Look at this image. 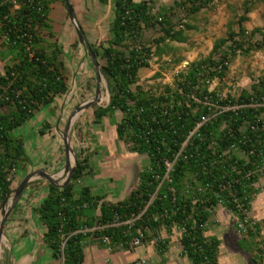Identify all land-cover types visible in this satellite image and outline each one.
<instances>
[{
  "label": "trees",
  "instance_id": "obj_1",
  "mask_svg": "<svg viewBox=\"0 0 264 264\" xmlns=\"http://www.w3.org/2000/svg\"><path fill=\"white\" fill-rule=\"evenodd\" d=\"M214 1L176 0L155 15L150 1L98 0L103 6L111 5L109 39L89 43V47L99 63L109 101L105 106L95 105L92 123L100 125L103 119L119 115L114 123L117 140L129 151L145 155L147 164L136 187L116 204L92 196L88 187L75 190L78 181L91 171L89 162L95 153H81L63 189L47 185V196L34 213L46 229L44 243L62 264H82L86 239L100 243L98 238L107 235L113 242H121L134 236L137 229L143 233V243L155 239L161 248V230L168 236L176 230L181 255L191 264H220V240L206 236L218 206L236 217V229L244 226L241 234L254 246L252 264L263 263L264 248L256 238L264 220L257 222L248 214L258 193L255 184L264 178V79L237 99H223L209 90L210 82L225 77L237 51L249 54L263 49L264 41L254 40L256 34L263 37L262 29L248 31L245 27L258 0H245L235 23L238 31L230 25L226 37L214 43L208 57L189 63L172 84L152 90L139 83L141 69L149 68L153 58L172 56L171 42L184 41L183 32L169 20L171 12L179 8L187 17H194ZM56 2L0 0V205L11 193L17 172L31 162L25 151L26 137L18 130L68 91L62 46L49 17ZM156 25L159 35L150 42L144 40V32ZM180 63L173 59L174 66ZM47 128L43 122L39 135ZM86 208L99 209V217L87 218ZM114 215L122 221L139 218L130 231L120 225L84 232L111 222ZM244 243L248 244L239 241L246 251Z\"/></svg>",
  "mask_w": 264,
  "mask_h": 264
},
{
  "label": "rangeland",
  "instance_id": "obj_2",
  "mask_svg": "<svg viewBox=\"0 0 264 264\" xmlns=\"http://www.w3.org/2000/svg\"><path fill=\"white\" fill-rule=\"evenodd\" d=\"M134 1L139 2L142 0ZM144 1L152 2L154 8L152 12L157 15L160 8H169L176 0ZM244 1L215 0L208 9L203 10L194 17H187L186 12L179 8L171 12L169 20L176 27V30L183 32L184 41L180 43L171 42L170 45L174 49L172 56L166 55L160 60L153 58L150 61L149 68L141 69L139 71L140 85L146 89L155 90L160 85L172 84L175 76L185 70L189 63L207 58L214 43L226 37L230 25L235 32L238 31L235 23L243 13ZM69 2L74 10L76 21L84 32L83 34L88 43L106 42L109 39V23L112 19L111 5L103 6L98 0H69ZM248 16L249 22L245 24V27L248 31L254 28L262 29L263 37L256 34L254 40L264 41V0H258L257 5ZM50 21L53 31L62 46V58L67 69L68 91L64 96L57 98L55 103L48 109L38 112L25 128L18 130V134L26 137L25 151L27 153L31 152L32 156L35 153L41 163L43 161L49 162V173L58 175L63 172L65 167L62 134L74 109L93 99L95 71L87 47L78 42L75 27L69 21L66 13L64 0H58L52 6ZM185 25H188L190 29H187ZM158 35V25L154 29L146 30L143 34L144 40L149 42ZM173 59H180V65L174 66ZM2 71L3 63L0 62V74ZM157 73H159V77H155ZM261 79H264V47L262 50L252 51L249 54L237 51L235 57L230 60L225 77L222 80L216 78L210 82L209 90L216 91L223 99L228 96L237 99L243 91H250L251 86ZM102 86L101 102L96 106H105L109 101L105 82ZM203 105H207V103H203ZM94 109L95 105L85 109L71 120L69 140L77 160L81 153H85L87 149L96 144L102 170L103 167H106V171L112 161L115 164L118 157H125L126 161L133 160L132 163L139 166L138 169L134 168L132 170L135 173L134 178L137 179L138 172L147 163V157L130 154L126 146L117 141L114 123L119 119V115H116L113 120L105 118L101 127L94 126L92 123ZM216 109H219V107H216ZM43 122H46L49 128L41 136L38 130ZM126 161L124 164L129 163ZM70 162L73 164L72 158H70ZM36 169L31 167L29 171L32 172ZM24 176L25 174L16 178L12 189H15L21 183ZM62 182L60 181V183ZM255 188L258 189V194L253 199V202L256 200V204L251 203L252 209L248 215L255 221L262 222L264 220L263 177L255 184ZM236 223L237 219L232 213L218 206L211 222L207 225L206 236H217L221 242L218 254L220 264H252L251 258L255 254L254 246H249L252 241L238 232L235 228ZM160 236L165 238L166 234L162 232ZM179 236L180 233L174 230L172 237L176 244ZM242 239L248 242V244L244 243L243 245L245 247L247 244L246 251L239 245V241ZM256 240L259 247L264 248V225L262 223L260 234ZM136 251L139 256L143 255L141 248ZM262 264H264V259Z\"/></svg>",
  "mask_w": 264,
  "mask_h": 264
},
{
  "label": "crops",
  "instance_id": "obj_3",
  "mask_svg": "<svg viewBox=\"0 0 264 264\" xmlns=\"http://www.w3.org/2000/svg\"><path fill=\"white\" fill-rule=\"evenodd\" d=\"M100 85L102 89V82ZM96 126L101 127V124ZM117 141L122 142L119 140ZM124 146L128 149L127 145L124 144ZM93 147L87 149L85 152H96L89 162L91 171H87L78 181L75 186L76 192L82 187H88L92 196L102 197L104 202L116 204L123 201L138 184L139 173L141 171L138 172V178L135 179V173L132 170L134 168L138 169L139 166L137 164V166H135L132 163L133 160L126 161L125 157H118L115 164L114 161H112L106 171V167H103L102 170L100 168L102 165L99 164L101 160L98 159L99 153H97L98 150H96L98 146L95 144ZM127 151L130 154H135L129 151V149ZM26 154L31 162L17 172L15 180L18 176L24 174L25 178L26 175L29 174V169L31 167L37 168L35 171L44 170L47 173L50 172L48 169L50 166L49 162H39L38 156H35V153H33V156L31 152H26ZM125 161L129 163L124 164ZM111 168H113V170H111ZM47 185L48 183L45 180H41L40 178L33 179L11 210L3 228L0 264H62L60 260H56L52 257L51 250L44 243L43 236L46 229L39 221V217L34 213V209L37 208L47 196ZM255 201L256 200H254V202L252 201V203H255ZM1 213L2 211L0 209V220ZM84 215L91 220H96L100 212L99 209L90 210L86 208L84 210ZM162 232L166 234L164 230H161L159 233V241L165 245H163L162 248L157 245L155 239H152L144 242L143 245L133 250L119 252L109 251L97 241L90 238L86 239L82 243V264H132L133 262H140L143 264H191L186 257L181 255L179 239L176 244L172 235L168 236L166 234L165 238L161 237L160 234ZM215 237L219 240L217 236ZM165 240H167L166 243H164ZM138 248L142 249V256L137 254L136 250Z\"/></svg>",
  "mask_w": 264,
  "mask_h": 264
},
{
  "label": "water",
  "instance_id": "obj_4",
  "mask_svg": "<svg viewBox=\"0 0 264 264\" xmlns=\"http://www.w3.org/2000/svg\"><path fill=\"white\" fill-rule=\"evenodd\" d=\"M65 8H66V13L68 16L69 21L73 24L76 30L77 34V39L79 44L85 45L87 47L88 53L90 55L92 65L95 71V91H94V96L93 99L90 101H87L80 106L76 107L71 114L65 130L62 134V142L64 145V153H65V167L63 169L64 174L66 175L65 180L60 183L58 180L55 179V175H51L44 170H37L34 172L29 173L26 175V177L22 180V182L15 188L12 189L11 193L5 198V200L1 203L0 209L2 211L1 213V220H0V251H1V242L3 238V228L5 225V222L13 209V207L16 205V203L19 201L23 191L27 188L28 184L33 181V179L40 178L42 180H45L49 185L55 186L57 188L63 189L65 186L68 185V183L71 180V177L74 173V170L77 166V158L75 155L74 150L72 149L70 145V140H69V131H70V126H71V120L74 119L75 117L78 116L79 113L84 111L85 109L98 105L101 102V81H104V78L102 77L101 71H100V66L97 61V58L95 54L93 53L92 49L89 47V43L87 39L85 38L81 27L78 25L75 15H74V10L69 2V0H64ZM105 82V81H104ZM106 85V84H105ZM107 92V89H106ZM108 94V93H107ZM70 158H72L73 164L70 165Z\"/></svg>",
  "mask_w": 264,
  "mask_h": 264
},
{
  "label": "built area",
  "instance_id": "obj_5",
  "mask_svg": "<svg viewBox=\"0 0 264 264\" xmlns=\"http://www.w3.org/2000/svg\"><path fill=\"white\" fill-rule=\"evenodd\" d=\"M12 2H15V0H11ZM227 110V109H226ZM203 121H206V119L203 118ZM139 217H136L135 219H128L125 221H122L120 219V217L118 215H114L113 219L111 222L105 224V225H97L95 226L93 229L89 230L86 229L84 230V232H94V231H104L107 229H112V228H117L120 225L123 226H127L128 231H130V229H132L134 221L136 219H138ZM238 230V229H237ZM244 231V226L243 225H239V233H242ZM142 239H143V233L141 232L140 229H137L135 232L134 236H130V239L126 240V241H121V242H113L110 236L107 235H102L100 238H98V240L100 241V243L109 251H127V250H133L137 247H140L142 245ZM66 242V239L63 240L61 248L64 247ZM61 263H62V259H61ZM132 264H143L140 262H133Z\"/></svg>",
  "mask_w": 264,
  "mask_h": 264
},
{
  "label": "bare ground",
  "instance_id": "obj_6",
  "mask_svg": "<svg viewBox=\"0 0 264 264\" xmlns=\"http://www.w3.org/2000/svg\"><path fill=\"white\" fill-rule=\"evenodd\" d=\"M103 80H102V85H103ZM103 87V86H102ZM103 90V89H102ZM72 123V122H71ZM73 125V124H72ZM70 163V165H72L71 164V162H69ZM65 174H64V172H62V173H60V174H58V175H55L54 177H55V179H58V178H61V177H63ZM59 182V181H58Z\"/></svg>",
  "mask_w": 264,
  "mask_h": 264
}]
</instances>
